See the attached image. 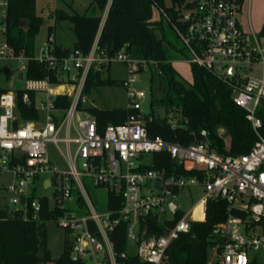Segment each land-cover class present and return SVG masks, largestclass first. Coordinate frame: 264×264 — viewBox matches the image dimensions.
Listing matches in <instances>:
<instances>
[{
    "label": "built area",
    "instance_id": "built-area-1",
    "mask_svg": "<svg viewBox=\"0 0 264 264\" xmlns=\"http://www.w3.org/2000/svg\"><path fill=\"white\" fill-rule=\"evenodd\" d=\"M245 3L186 0L177 8L176 21L157 9L188 52L187 61L231 88L234 103L245 110L257 135L248 152L223 155L206 129L188 144L151 137L148 122L153 116L141 109L146 94L134 85L135 72L147 70L148 62L133 58L125 47L112 57L102 55L99 33L85 54L73 49L57 55L52 51V36L38 56L16 53L8 40L9 0H0V59L18 62V75L25 82L19 89L20 99L39 114L22 119L16 107L18 90L0 93V174L13 177L5 186L8 215L32 222L53 221L65 233L69 257L82 264H124L128 256L144 264H171V243L189 232L192 222L205 220L208 200L224 199L226 216L212 231L215 259L206 264H264V135L259 132L262 121L257 114L264 101V42L241 21ZM112 59L129 69L122 85L131 112L124 122L99 129L88 111L84 86L91 68L103 65L106 69ZM30 61L43 65L42 78L26 75ZM37 93L42 97L37 98ZM61 97L68 100L66 107L58 104ZM169 122L176 125L175 120ZM48 143L57 148L63 145L58 150L64 167L51 160ZM226 144L228 148V140ZM156 152L168 154L174 163L170 171L154 166ZM178 166L194 173H179ZM84 177L105 191L100 208L87 195ZM39 186L54 187L52 196H36ZM188 187L199 188L203 194L189 213H181L169 225L174 219L164 213L176 214L179 206L172 211L168 201ZM199 204L202 217L195 214ZM159 223L165 225L162 231ZM118 229L125 239L123 250H117L112 240ZM116 238L118 242V234Z\"/></svg>",
    "mask_w": 264,
    "mask_h": 264
},
{
    "label": "trees",
    "instance_id": "trees-1",
    "mask_svg": "<svg viewBox=\"0 0 264 264\" xmlns=\"http://www.w3.org/2000/svg\"><path fill=\"white\" fill-rule=\"evenodd\" d=\"M186 0H111L102 27L101 12L108 0H91L85 13H68L62 9L54 11L56 21L69 20L75 34L72 47L64 48L53 45L52 51L57 55H67L77 49L85 54L91 49L96 35L99 33L98 46L101 54L112 57L118 50L125 47L133 58L148 62L147 71L150 76L149 103L151 108L163 107L166 113L172 112L176 122L171 125L166 116H153L148 122V133L151 137L161 136L165 140L188 144L200 138V130L206 129L212 145L223 155H239L249 151L257 139V135L246 119V112L232 99L231 88L220 79L211 75L196 63H190L192 81L185 82L176 73L171 61L189 55L183 44L173 43L165 27L174 33L169 22L160 14L159 20H153V9L163 10L171 21L177 19V8L182 7ZM25 23L20 26V22ZM164 21L167 25H165ZM43 23L42 16L36 13L35 0H9L8 5V40L16 53L32 55L34 40ZM52 34L48 28L47 39ZM264 35V26L262 28ZM179 40V39H178ZM109 67V65H108ZM108 67L106 69H108ZM103 68V65H102ZM91 68L88 71L84 92H89L93 85L114 83L110 78L102 79L103 69ZM4 69V68H3ZM3 69L1 70L3 73ZM43 65L38 61H30L26 75L29 78H42ZM142 71V70H138ZM9 73V72H8ZM5 74V73H4ZM7 75V74H5ZM7 89L0 88V93ZM17 111L22 119H35L39 116L34 106L25 104L20 99L17 89ZM33 97V94H31ZM60 106L66 107V97L59 99ZM95 117L98 128L107 124H119L125 121L131 112L128 108L88 107ZM262 125L260 134L264 135V101L257 112ZM222 128L225 135L218 134ZM225 137H228V148ZM154 166L170 171L174 163L165 152L153 155ZM176 171L182 174H193V170H185L178 166ZM227 203L224 199H210L206 206V218L202 222H192L189 232L181 234L169 247L171 264H206L207 250L214 240L212 231L219 221L226 216ZM172 225L179 218L175 214ZM47 215H44L46 218ZM163 223L157 224L160 231ZM120 229L112 233L117 250L125 248V239ZM118 231V232H117ZM117 234L119 241L117 242ZM82 264L70 258L68 246L57 258L51 256L46 243V224L44 222L25 221L19 216H10L0 208V264ZM124 264H144L136 257L128 256Z\"/></svg>",
    "mask_w": 264,
    "mask_h": 264
},
{
    "label": "rangeland",
    "instance_id": "rangeland-1",
    "mask_svg": "<svg viewBox=\"0 0 264 264\" xmlns=\"http://www.w3.org/2000/svg\"><path fill=\"white\" fill-rule=\"evenodd\" d=\"M91 0H35L36 13L43 18V23L39 29L38 34L34 40L33 54L38 56L41 53V49L47 45V33L48 28L52 27V38L54 41L51 42L52 45H61L64 48L72 47L75 41V34L72 30V24L69 20L56 21L54 19V11L56 9H62L68 13L79 12L85 13L87 6ZM111 0H108L105 9L101 12L102 19L107 14L108 7ZM170 0H166V4H169ZM240 18L243 20L244 25L247 30L250 28L259 36L260 42H264V35H262V28L264 26V0H246L243 10L240 13ZM101 19V22H102ZM153 20H159L160 14L156 9H153ZM165 25L166 22L164 21ZM165 31L169 36L170 40L178 46L182 43L180 40L174 37V33L170 31L168 27H165ZM174 70L185 82L192 81V73L190 62L185 58H176L171 61ZM3 67L9 68V73L5 75L1 70ZM18 62L13 59H0V88L17 90L25 86L24 80L18 77ZM257 69V67H256ZM130 76L129 69L127 65L116 59H112L108 69H103L101 72V78H110L114 80V83L105 85H93L89 92L84 94L88 98V105L96 106L99 108H126L129 104V99L127 97V92L125 87L122 85V80L127 79ZM136 81L134 85L136 88L143 90L146 97L141 101V109L145 114H149L151 111L154 115L158 117L166 116L169 119H173L172 112L166 113L165 109L161 106L156 108H151L149 103V86H150V76L147 70L136 71L135 72ZM37 98H41L42 94L37 93ZM218 134L224 136L225 132L222 128H218ZM227 140L228 137H225ZM59 149H63L62 144H58ZM57 146L52 143H48L47 150L52 161L56 162L59 167H64L65 163L61 158L60 152ZM49 177V176H47ZM13 177L10 173L4 172L0 174V208H9L7 202V192L5 186L12 181ZM85 186L87 195L89 196L91 202L96 208H100L105 201V191L102 188L96 187L93 184V180L90 177H84L82 179ZM54 192V187H41L39 186L36 191V196L48 195L52 196ZM203 194V191L199 188L188 187L180 190L178 194L174 195L172 198L178 204V213H189L192 206L197 202L199 197ZM195 213H201V205L199 204ZM164 216L169 219H174L175 214L166 210ZM46 243L50 250L51 256L57 258L64 251L66 245L65 233L64 231L56 225L53 221H47L46 223ZM131 246L127 247L128 251H131ZM69 250V249H68ZM215 259L214 250L208 247L207 250V261L212 262ZM47 264H53V262H48Z\"/></svg>",
    "mask_w": 264,
    "mask_h": 264
},
{
    "label": "water",
    "instance_id": "water-1",
    "mask_svg": "<svg viewBox=\"0 0 264 264\" xmlns=\"http://www.w3.org/2000/svg\"><path fill=\"white\" fill-rule=\"evenodd\" d=\"M191 5L194 6V5H195V2H193ZM24 23H25V21L22 20V21L20 22V26L23 25ZM3 71H4L5 74H8V68H4ZM21 76H22V75H21V73H20V74L18 75V77L21 78ZM168 206H169V208H170L172 211H174L175 208L177 207V203H176L175 201H173V200L170 199V200L168 201Z\"/></svg>",
    "mask_w": 264,
    "mask_h": 264
},
{
    "label": "crops",
    "instance_id": "crops-1",
    "mask_svg": "<svg viewBox=\"0 0 264 264\" xmlns=\"http://www.w3.org/2000/svg\"><path fill=\"white\" fill-rule=\"evenodd\" d=\"M105 16H106V13H105ZM242 21V23H243V25H244V22H243V20H241ZM244 27L246 28V26L244 25ZM250 29H252V28H250ZM196 209V208H195ZM196 214V213H195ZM197 215H199V217H202V213H199V214H197Z\"/></svg>",
    "mask_w": 264,
    "mask_h": 264
}]
</instances>
